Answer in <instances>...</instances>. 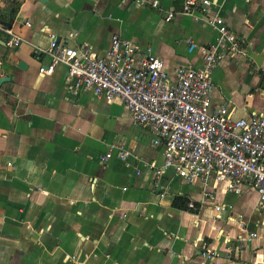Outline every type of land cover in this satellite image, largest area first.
<instances>
[{"label": "crops", "instance_id": "crops-1", "mask_svg": "<svg viewBox=\"0 0 264 264\" xmlns=\"http://www.w3.org/2000/svg\"><path fill=\"white\" fill-rule=\"evenodd\" d=\"M136 1L0 0V26L22 40L10 48L0 30V79L11 78L0 84V264H264V206L250 185L237 195L173 169L158 176L164 147L120 100L75 92L64 65L40 73L53 35L99 57L119 35L138 57L161 58L172 81L180 66L202 68L216 32L190 16L166 21L184 0ZM211 1L248 53L213 70L212 102L249 118L264 111V0Z\"/></svg>", "mask_w": 264, "mask_h": 264}, {"label": "built area", "instance_id": "built-area-1", "mask_svg": "<svg viewBox=\"0 0 264 264\" xmlns=\"http://www.w3.org/2000/svg\"><path fill=\"white\" fill-rule=\"evenodd\" d=\"M139 6L150 5L160 9L159 0H137ZM211 0H184L182 10L167 11L166 21L178 15L190 16L203 21L217 34L216 42L204 49L202 68L180 66L172 81L164 61L151 51L138 57L135 45L113 35L108 52L99 57L92 50L72 48L58 41L53 35L50 48L45 54L50 63L40 68V73L51 76L58 65L68 69L72 89H90L98 99L113 102L120 100L138 126L148 129L155 145L164 147L165 163L156 174L173 169L188 183L200 182L208 187L223 185L224 191L240 195L243 187L250 185L264 206V111L249 118L236 119L224 106L212 102L213 70L225 60L241 62L248 58L243 41L226 24L219 11L211 13ZM0 30L12 32L0 26ZM22 40L13 36L8 47H19ZM191 48L197 46L190 43ZM1 65V57H0ZM264 77V65L259 67ZM129 154L121 151V157ZM112 156L109 152L106 159ZM206 196L212 197L211 193ZM189 206L194 208V203ZM217 213L221 206L215 207ZM258 237L251 234L239 241ZM203 257L216 259L217 251L203 243ZM231 254L227 255L230 258Z\"/></svg>", "mask_w": 264, "mask_h": 264}, {"label": "water", "instance_id": "water-1", "mask_svg": "<svg viewBox=\"0 0 264 264\" xmlns=\"http://www.w3.org/2000/svg\"><path fill=\"white\" fill-rule=\"evenodd\" d=\"M38 1L41 2V3H47L48 2V0H38ZM11 22H12V19H10V22L7 23L8 24V27H11V25H12ZM19 67L25 69L26 68V65L23 62H20L19 63ZM10 80H11V78L4 77V78L0 79V84H3L4 82H8Z\"/></svg>", "mask_w": 264, "mask_h": 264}]
</instances>
